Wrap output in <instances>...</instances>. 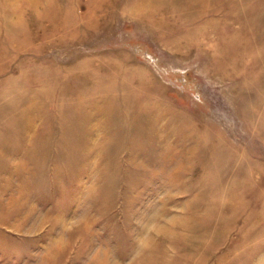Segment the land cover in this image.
<instances>
[{"label": "rangeland", "instance_id": "1", "mask_svg": "<svg viewBox=\"0 0 264 264\" xmlns=\"http://www.w3.org/2000/svg\"><path fill=\"white\" fill-rule=\"evenodd\" d=\"M0 264H264V0H0Z\"/></svg>", "mask_w": 264, "mask_h": 264}]
</instances>
